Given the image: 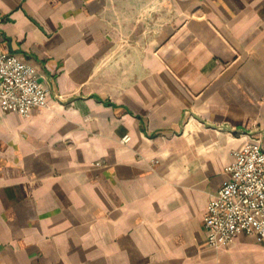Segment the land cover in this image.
Masks as SVG:
<instances>
[{
	"label": "crops",
	"instance_id": "obj_1",
	"mask_svg": "<svg viewBox=\"0 0 264 264\" xmlns=\"http://www.w3.org/2000/svg\"><path fill=\"white\" fill-rule=\"evenodd\" d=\"M0 41L49 90L0 111V264H264L203 226L264 146V0H0Z\"/></svg>",
	"mask_w": 264,
	"mask_h": 264
},
{
	"label": "built area",
	"instance_id": "obj_2",
	"mask_svg": "<svg viewBox=\"0 0 264 264\" xmlns=\"http://www.w3.org/2000/svg\"><path fill=\"white\" fill-rule=\"evenodd\" d=\"M48 93L36 67L3 49L0 41V111L26 116L48 105ZM121 140L128 141L129 135ZM224 170L226 177L203 216L207 245H227L240 233L264 242V146L251 140L233 149Z\"/></svg>",
	"mask_w": 264,
	"mask_h": 264
}]
</instances>
